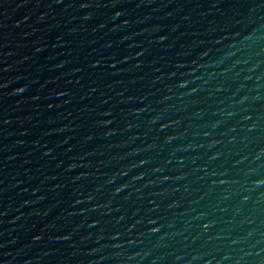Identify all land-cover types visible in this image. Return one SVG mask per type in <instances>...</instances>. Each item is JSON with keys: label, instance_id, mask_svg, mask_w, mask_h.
I'll use <instances>...</instances> for the list:
<instances>
[{"label": "water", "instance_id": "95a60500", "mask_svg": "<svg viewBox=\"0 0 264 264\" xmlns=\"http://www.w3.org/2000/svg\"><path fill=\"white\" fill-rule=\"evenodd\" d=\"M0 264H264V0H0Z\"/></svg>", "mask_w": 264, "mask_h": 264}]
</instances>
